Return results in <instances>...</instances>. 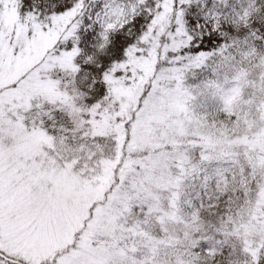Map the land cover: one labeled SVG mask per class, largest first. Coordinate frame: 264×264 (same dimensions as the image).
<instances>
[{
  "label": "snow or ice",
  "instance_id": "snow-or-ice-1",
  "mask_svg": "<svg viewBox=\"0 0 264 264\" xmlns=\"http://www.w3.org/2000/svg\"><path fill=\"white\" fill-rule=\"evenodd\" d=\"M0 264H264V0H0Z\"/></svg>",
  "mask_w": 264,
  "mask_h": 264
}]
</instances>
